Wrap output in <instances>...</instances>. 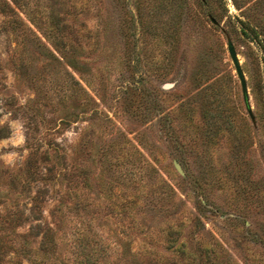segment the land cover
I'll return each instance as SVG.
<instances>
[{
    "label": "rangeland",
    "instance_id": "obj_1",
    "mask_svg": "<svg viewBox=\"0 0 264 264\" xmlns=\"http://www.w3.org/2000/svg\"><path fill=\"white\" fill-rule=\"evenodd\" d=\"M16 2L0 12V264H264V0Z\"/></svg>",
    "mask_w": 264,
    "mask_h": 264
},
{
    "label": "trees",
    "instance_id": "obj_2",
    "mask_svg": "<svg viewBox=\"0 0 264 264\" xmlns=\"http://www.w3.org/2000/svg\"><path fill=\"white\" fill-rule=\"evenodd\" d=\"M13 4L17 5L16 0H0V12L2 14H7L9 16H11V14H14L17 17V13L15 11ZM206 15L209 18L214 15V10L211 8L209 3H208L207 8H206ZM261 49H262V57H263V61H264V45H261ZM61 149L63 150V147ZM47 150H44L43 152H41L40 157H41V160H43V161L50 160V155H49ZM60 156L62 159H65V156L63 154H61ZM28 162H29V165H32L33 163H35V157H33V158L31 157V159ZM61 165L62 166L64 165L63 161H62ZM64 168L66 170L62 173V175L67 181H70L71 178L75 174V168H73L71 166H69L68 168H66L64 166ZM45 169L47 171L46 178L49 180V179L53 178V175H54L53 171L57 170V166L54 163H51V165L46 166ZM42 228H43V230L41 231V240L39 242L41 250H42V252H46V253L53 252V250L55 248V244H56L53 227L50 223L44 222ZM23 236H25V234ZM170 244H172V243H170ZM3 245H4L3 240H2V237L0 236V253L3 252V249H2ZM22 245H24L22 248H25V246H27V242L24 241ZM204 263L205 264H212L210 257H208V259H206ZM14 264H21V262L19 260H17L14 262ZM73 264H86V263H84L82 261L77 262L75 260V262Z\"/></svg>",
    "mask_w": 264,
    "mask_h": 264
},
{
    "label": "water",
    "instance_id": "obj_3",
    "mask_svg": "<svg viewBox=\"0 0 264 264\" xmlns=\"http://www.w3.org/2000/svg\"><path fill=\"white\" fill-rule=\"evenodd\" d=\"M210 19H211L212 23L216 22L214 18H210ZM227 52H228L229 57H230V59H231V61L233 63L236 76H237V78L239 80L243 101L247 105V91H246V84H245L244 75H243V72H242L241 67L239 65V61L237 59V55H236L234 46H233V44H232V42L230 40H227ZM247 111H248L249 115H251V112H250L249 108H247ZM173 165H174L175 169L180 174H183V170H182V168L179 165L177 160H175V159L173 160Z\"/></svg>",
    "mask_w": 264,
    "mask_h": 264
}]
</instances>
